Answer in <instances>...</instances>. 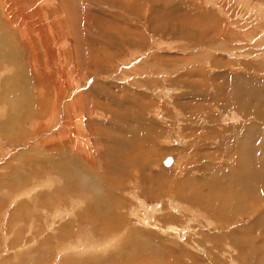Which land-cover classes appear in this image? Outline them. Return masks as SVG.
Listing matches in <instances>:
<instances>
[{"label": "rangeland", "instance_id": "obj_1", "mask_svg": "<svg viewBox=\"0 0 264 264\" xmlns=\"http://www.w3.org/2000/svg\"><path fill=\"white\" fill-rule=\"evenodd\" d=\"M32 1L0 0V54L9 56V61L0 57V99L6 101L0 100V264H150L151 260V264H250V254H263L264 214L257 219L258 214L239 215L237 209L223 212L229 200H238L234 185L221 194L225 206L196 202L195 196L196 185L212 179L211 171L236 165L237 153L247 157L264 137V92L252 91L256 83L264 87V0H178L175 7L170 0H119L115 7L111 0H39V6ZM139 3L143 10L137 13L133 9ZM206 14L221 23L215 24ZM21 21L28 22L27 33H17L20 26L15 24ZM176 25L179 32L174 31ZM43 39L46 48L40 43ZM107 47L113 48L109 60L106 50L99 52ZM37 66L43 76L37 75ZM135 82L141 84L140 90ZM135 90L145 102L134 96ZM21 99L27 100L26 107ZM221 99L223 109L217 105ZM137 100V107L147 104L144 117L124 124L125 108ZM28 102L32 107L27 108ZM201 104L208 106L209 116L195 112ZM23 106L32 108L28 120L27 112L20 110ZM183 107L189 111L185 118H181ZM9 109L13 116L19 113L14 118L20 126L8 117ZM211 119L215 124L209 126ZM144 120L161 127L155 133L156 144L151 143L164 149L150 155L149 170L142 160L134 168L128 166L147 143L138 146L129 138V144L122 135L124 127L142 132ZM183 120L196 128L189 133L192 137L187 131L182 136ZM12 128L20 129L17 135L2 132ZM99 134L104 137L97 143ZM121 146L129 157L127 167L114 173L120 182L105 189L101 170L86 168L83 158L86 153L91 160H101L111 153L103 160L106 171L112 164L119 166L114 159L124 155ZM171 155L177 163L166 169L161 161ZM112 157L114 163L106 164ZM210 160L215 163L212 167L205 165ZM110 173L106 171L111 180ZM226 173L228 178L219 180L223 186L241 176L240 169ZM96 176L98 180H92ZM247 180L260 186L251 166ZM143 183L148 193L141 189ZM118 184H123L120 190ZM151 188L162 194H152ZM114 194L118 201L104 203L102 197ZM203 194L215 200L213 191ZM90 242L96 248L93 254L75 251Z\"/></svg>", "mask_w": 264, "mask_h": 264}, {"label": "bare ground", "instance_id": "obj_2", "mask_svg": "<svg viewBox=\"0 0 264 264\" xmlns=\"http://www.w3.org/2000/svg\"><path fill=\"white\" fill-rule=\"evenodd\" d=\"M6 1V0H5ZM19 1V3L20 4H23V2H22V0H18ZM39 0H34V2L32 1V4L34 3L35 5H37V6H39L38 5V2ZM48 1V0H47ZM121 1V0H120ZM119 0L117 1V0H111V3H112V6L113 7H115L114 5H120L119 4V2H120ZM177 1L178 0H170V2H174V3H171V5L172 6H174L176 3H177ZM182 2V1H181ZM44 3V2H43ZM110 3V4H111ZM123 3V2H122ZM131 4V3H130ZM141 3H139V4H136L135 6V8L133 9V10H136L137 11V13H138V10H140V11H142L141 10V5H140ZM217 6V5H216ZM41 7H43V6H41ZM123 9H126V8H128L127 6H124L123 5ZM126 7V8H125ZM175 7V6H174ZM131 8V7H130ZM23 8H21L20 10H22ZM37 9V8H36ZM153 9V8H152ZM10 10H12V11H14V12H18V10H16V9H14L12 6L10 7ZM23 11V10H22ZM25 11V10H24ZM36 11V10H35ZM126 11V10H125ZM32 12V11H31ZM37 12V11H36ZM35 12V13H36ZM40 12V11H39ZM129 12V11H128ZM24 13V12H23ZM126 13V12H125ZM130 13V12H129ZM140 13V12H139ZM199 13V12H198ZM42 14V13H41ZM151 14V13H150ZM189 15H192L193 14V12L190 14V13H188ZM200 15H202V14H200ZM199 15V16H200ZM20 16H22V18L23 19H25V17L28 19V20H31V16L29 17H27V16H23V15H21V13H20ZM118 16V15H117ZM196 16H198V14H196ZM119 17V16H118ZM148 17H150V16H148ZM205 17H208V18H210L212 21H214V23L215 24H218V23H221L220 21H219V19H217V17L216 16H211V15H208V14H206L205 15ZM188 18V17H187ZM199 18V17H198ZM201 18H203V16H201ZM21 19V18H20ZM23 19H21V20H23ZM122 19V18H121ZM159 20H162V18L161 19H159ZM198 20V19H197ZM27 21V20H26ZM26 21H21V24H19L18 22L15 24V27H17V26H20V28H15V29H17V33L18 34H24V33H27L28 32V26H29V24H27L26 23ZM193 21H194V19H193ZM200 21H201V19H200ZM199 21V22H200ZM149 22H150V19H149ZM198 22V23H199ZM175 23V22H174ZM197 23V22H196ZM195 23V24H196ZM197 23V24H198ZM204 23H207V21L205 22L204 21ZM19 24V25H18ZM193 24V23H192ZM199 24H201V23H199ZM198 24V25H199ZM206 25V24H205ZM195 26V25H194ZM197 26V25H196ZM94 27V26H93ZM204 27V26H203ZM195 28V27H194ZM201 28V27H200ZM35 30V27L33 28V30L32 31H34ZM178 31L179 32V28L177 27V25H176V27H175V29H174V31ZM187 30V32H188V35H189V33H191L192 34V31H191V29H186ZM105 31V30H104ZM183 31V30H182ZM184 32H186V31H184ZM176 33V32H175ZM206 33H207V31H206ZM205 33V34H206ZM112 34V33H111ZM177 34V33H176ZM205 34H204V36H205ZM187 35V34H186ZM215 35V34H214ZM102 36H104L105 38H106V34H103ZM129 36V35H128ZM191 36V35H190ZM194 36V35H193ZM199 36V35H198ZM208 36V35H207ZM120 37V36H119ZM202 37V36H201ZM186 38V37H185ZM204 38V37H203ZM131 39H133V38H131ZM103 40V39H102ZM210 40V39H209ZM4 40H2L1 42H3ZM105 43H106V45H111V46H116L115 48H117L118 46H117V44L115 45V43L112 41V40H109V39H104L103 40ZM142 41V40H141ZM113 42V43H112ZM215 42V41H214ZM40 43H42V46H44V48H46L47 47V45H46V47H45V43H47L46 41H45V39H43L42 41H40ZM140 43H142V42H140ZM31 44V43H30ZM50 44V43H49ZM41 45V44H40ZM52 47V46H51ZM51 47H49V48H51ZM113 48L112 47H110V48H108L107 47V49H104V50H101V51H99L100 53L102 52H104L105 50L108 52L107 53V59L109 60V58H110V55H111V50H112ZM91 50V49H90ZM101 53V54H102ZM46 55L48 54L47 52L45 53ZM92 54V53H91ZM51 54H50V52H49V55H47V56H50ZM55 55V54H54ZM53 56V55H52ZM0 57H2L3 58V60L4 61H7L8 60V58H9V56H8V53L6 52V54H5V56H3L2 54H0ZM109 57V58H108ZM103 58V57H102ZM208 59H211V61L212 60H215L216 58H208ZM207 59V60H208ZM112 60V59H111ZM188 60V59H187ZM9 61V60H8ZM190 61V60H189ZM192 61H193V59H192ZM210 61V60H209ZM110 62H112V61H110ZM185 63H187V61H184ZM191 63V62H190ZM91 64V63H90ZM188 64V63H187ZM7 65V64H6ZM1 66V65H0ZM5 65H3L2 67H4ZM48 66V64L46 65V67ZM183 66H184V63H183ZM223 66V64H221L220 65V68ZM164 67V66H163ZM97 68V67H96ZM166 68V67H165ZM101 70V69H100ZM36 71H37V75L38 76H43L44 75V71L42 70L41 71V69H40V67H36ZM211 76H216V75H211ZM173 77V76H172ZM209 77V76H208ZM41 78V77H40ZM206 78L207 77H205L204 79L206 80ZM35 79V78H34ZM45 79V78H44ZM209 80V79H208ZM38 81V80H37ZM48 81V80H47ZM255 81V80H254ZM6 82V81H5ZM4 82V83H5ZM40 82L42 83L43 81H41L40 80ZM49 82V81H48ZM48 82H47V84H48ZM256 82H258L257 80H256ZM10 83V82H9ZM27 83H28V81H27ZM25 84V83H24ZM40 84V83H39ZM46 84V83H45ZM45 84H43V85H45ZM3 85H5V84H3ZM140 85L141 84H139V82H135V86H136V90H137V88H138V90H140L141 89V87H140ZM47 86V85H46ZM10 87V86H9ZM8 87V88H9ZM15 87V86H14ZM42 87V86H41ZM203 87H206V85L205 86H203ZM202 87V88H203ZM18 88V87H17ZM20 88V87H19ZM44 88V87H43ZM46 88V87H45ZM207 88V87H206ZM11 89V88H10ZM3 90H4V86H3ZM15 90V89H14ZM30 90V89H29ZM136 90H135V92H136ZM255 90H259V91H263L264 92V87L262 86H260L259 85V83L257 84H255V86L253 87V90L252 91H254V93H255ZM24 91V90H23ZM26 91V90H25ZM249 91V90H248ZM258 91V92H259ZM9 92V91H8ZM19 92V91H18ZM17 92V93H18ZM45 92V91H44ZM2 93H5V92H2ZM15 93V92H14ZM252 93V92H251ZM8 94V93H7ZM32 94H34V93H32ZM260 94V93H259ZM2 95V94H1ZM16 95V94H15ZM21 95V94H20ZM135 95H138L136 98H138V99H140V100H142V101H146V98H145V96L144 97H139L140 96V93H139V91H137L135 94H134V96ZM4 96V95H3ZM8 96H10V95H8ZM7 96V97H8ZM17 96V95H16ZM22 96V95H21ZM30 97H31V94L29 95ZM36 96V95H35ZM249 96V95H248ZM252 96V95H251ZM261 96H262V94H261ZM3 98V97H2ZM0 99V100H3V99ZM13 98V97H12ZM15 98V97H14ZM19 99H20V97H18ZM22 98V97H21ZM44 98H46V97H44ZM258 98V97H257ZM259 98H261V97H259ZM6 99V98H5ZM16 99V98H15ZM31 99V98H30ZM29 98L27 99V100H30ZM126 99V98H125ZM223 99V98H222ZM221 99V101L220 102H218L217 103V105H219V107H221L222 109H223V100ZM7 100H9V99H7ZM11 100V99H10ZM17 100V99H16ZM16 100L15 101H13V102H15V104L17 105L18 104V102H16ZM22 100H24V99H21V101ZM27 100L25 99V101H22L23 102V104L25 105V102H27ZM32 100V99H31ZM34 100V99H33ZM32 100V101H33ZM4 101V100H3ZM36 101V100H35ZM206 101H208V100H206ZM4 102H6V101H4ZM11 103V102H10ZM28 103H30V102H28ZM138 103V100L137 101H132L131 102V106L130 107H127V108H125V112L126 113H124L123 114V116L121 117V119H123L122 120V122L124 123V124H128V123H132V122H134L135 120H137V119H139V118H141V116H143L144 117V112H145V109H146V107H147V104L146 103H144L145 105H141L140 107H137L136 106V104ZM8 104H9V102H8ZM13 104V103H12ZM15 104L13 105L14 107H15ZM21 104V103H20ZM23 104H21V105H23ZM33 104V103H32ZM204 104V103H203ZM207 104V103H206ZM11 105V104H10ZM30 105H31V103H30ZM28 106V104H27V108H29V107H32V105L31 106ZM72 105V104H71ZM101 105V104H100ZM150 105V104H149ZM209 105V104H208ZM35 105H33V107H34ZM18 107V106H17ZM17 107H16V110H18L17 109ZM24 107V106H23ZM25 107H26V105H25ZM24 107V109H20L22 112H24V114H26L25 112H27V116L25 117V119L26 120H28L29 119V117H31V114H32V108H30V109H26ZM36 107V106H35ZM35 107H34V109H35ZM150 107H152V106H150ZM190 107V106H189ZM196 107V106H195ZM205 107H208V106H205V105H198V107L195 109V112H197L198 114L199 113H203V115L206 113L207 114V116H209V114H208V108H207V110H205ZM10 109L11 108H13V107H9ZM20 108H22V107H20ZM251 108H252V106H251ZM9 109V112H8V117L9 118H14V116L16 115H14L13 116V114H12V110H10ZM148 109V108H147ZM185 109V111H183ZM255 109V108H254ZM13 110H15L14 108H13ZM151 110V109H150ZM182 114H183V116H181V118H183L184 116H185V112H188L189 113V111H188V109H186L185 107H183L182 109ZM190 110L191 111H194V109L191 107L190 108ZM212 110V109H211ZM257 110V109H256ZM83 111H84V108H83ZM148 111V110H147ZM190 111V112H191ZM247 111V110H246ZM255 111V110H254ZM259 111V110H258ZM16 112H18V111H16ZM90 113H93L92 112V109L89 111ZM107 112L108 113H114V109H112V108H107ZM245 112V111H244ZM13 113H14V111H13ZM211 113V112H210ZM19 114V113H18ZM17 114V115H18ZM69 114V116H72L70 113H68ZM143 114V115H142ZM148 114V113H147ZM245 114H246V112H245ZM254 114V113H253ZM16 115V116H17ZM22 115V114H21ZM20 115V116H21ZM41 115H42V120L44 119L43 118V114L41 113ZM168 115V114H167ZM255 115H256V113H255ZM12 116V117H11ZM113 116H115L114 114H113ZM190 116V115H189ZM218 116V115H217ZM248 116H249V113H248ZM34 116H32V118H33ZM38 117V119L39 120H41L40 118V116H37ZM195 117V116H194ZM185 118V117H184ZM208 118V117H207ZM260 118V117H259ZM20 119V118H19ZM81 119V118H80ZM145 119V118H144ZM262 119V118H261ZM11 120L12 119H10V122H11ZM14 120L16 121H14L15 122V124L17 125V126H20L19 125V120H16L15 118H14ZM21 120H22V118H21ZM212 120V119H211ZM13 121V120H12ZM145 121V120H144ZM182 121V120H181ZM208 121V120H207ZM121 122V123H122ZM192 122H194V121H192ZM5 123H9V122H5ZM12 123V122H11ZM208 123V122H207ZM4 124V123H3ZM209 124H215V122H214V120H212V121H210L209 123H208V125ZM190 125H192V123L191 124H189V122H187V120H183V122L181 123V127H182V132L183 131H187V133H188V136L189 137H192L193 135H191L192 134V131H191V129L193 130L194 128H191L190 127ZM210 126V125H209ZM5 127V126H4ZM7 127V126H6ZM126 127H127V125H126ZM10 128V127H9ZM161 127L158 125V124H156V123H148V122H146L145 121V127H144V129H143V131L142 132H140V133H136V131H135V129L133 128V127H131L130 128V130H127V129H125V127H124V130L122 131V135H123V137H124V139H126L128 142H129V144L132 142V140H130L129 138H132L133 140H135V141H137V144H138V146L140 145V146H142L144 143H147V147L145 146V144H144V148H138L139 149V153H137V156L138 157H134L133 158V160L132 161H129V157H128V154H127V151L125 150V146L123 147V146H121L122 147V150L124 151V155H122V156H119V159H117V160H115L114 159V161H116V163L119 165V166H116V165H114V164H112V163H114L112 160H113V157H112V159L111 160H109L108 159V162H106V164H112V166H109V169H106V171H108V172H111L110 174H111V180L109 179V176H108V174H106V171L104 170V168H103V166H102V164H103V160L104 159H107V158H105L107 155H110L111 153H108V152H106V156H104L103 157V155H102V153H101V155H102V157H103V159H101V160H99L98 158H95V159H93V160H91V159H89L88 157H87V154L85 153V157L83 158V159H85V166L86 165H88L86 168H92V170L93 171H95V170H97L98 168H99V170H101L100 171V174L99 175H101L102 176V178H104L103 179V182H104V180L105 179H107L106 181L110 184H107V183H105L104 182V184H103V182H102V186L105 188V189H107L108 187H111L112 186V182H120V178H119V176H118V174H114V173H117V172H120V169L122 170V169H124V168H126L127 167V161H129V162H131V164H129L128 166H133V168L134 167H136V161L138 160H142L146 165H145V170L146 169H150V167H151V160H152V156H150V155H152L153 154V151L155 150V152L157 151H164V149H155V148H157L156 146H155V148H153V144L152 143H154V145L156 144V140L159 138L158 136V138H155V133H159L158 131H159V129H160ZM196 129V128H195ZM194 129V130H195ZM2 130V129H1ZM9 130V129H8ZM20 130V129H19ZM19 130L17 129H15V130H13V128H12V131H4V130H2V132H5V133H8V132H13L14 133V131H15V134L17 135V132H19ZM22 130V129H21ZM42 130V129H41ZM149 130L151 131V133H153V134H151V135H148V134H150V132H149ZM158 130V131H157ZM210 130V129H209ZM214 130V129H213ZM189 131V132H188ZM128 132H130V134L128 133ZM191 132V134H189ZM197 132V131H196ZM195 132V133H196ZM0 133H1V131H0ZM194 133V132H193ZM9 134V133H8ZM22 134H23V130H22V132H21V136H22ZM101 134V133H100ZM99 134V135H100ZM252 134V133H251ZM184 135V132H183V134H182V136ZM186 135V134H185ZM254 135V134H253ZM252 135V136H253ZM11 136H13V134L11 135ZM11 136H8V137H11ZM101 136L102 137H104L103 135H100V137L97 139V143L99 142V140L101 139ZM219 136V135H218ZM16 137V136H15ZM18 137V136H17ZM26 137V136H25ZM25 137H23L22 136V139L23 138H25ZM187 137V136H186ZM4 138V137H3ZM54 138V137H53ZM108 138V137H107ZM188 138V137H187ZM214 138V137H213ZM252 138H254V137H252ZM261 140H262V142H261ZM105 141V140H104ZM104 141L102 142L101 141V143H104ZM153 141V142H152ZM51 142H54V139H50L49 140V143H51ZM152 142V143H151ZM251 142H252V140H251ZM106 143V142H105ZM124 143V142H123ZM240 143V142H239ZM253 143V142H252ZM254 143H255V141H254ZM253 143V144H254ZM109 144V143H108ZM112 144H113V142H112ZM117 144V143H116ZM115 144V145H116ZM152 144V145H151ZM102 145V144H101ZM110 145V144H109ZM234 145V144H233ZM95 146V145H94ZM243 147H244V145H242ZM248 146H249V144H248ZM253 146V145H252ZM255 146V145H254ZM83 147H85L86 149L87 148H89L90 147V145L89 144H84V146ZM96 147V146H95ZM224 147V146H223ZM104 148V147H103ZM115 148V147H114ZM131 148V147H130ZM133 148V147H132ZM250 148V147H249ZM259 148H261V149H259ZM93 149H94V147H91L90 149H89V151L90 152H92L93 151ZM113 149V148H112ZM216 149V148H215ZM222 149V148H221ZM119 150H120V146H119ZM238 150V149H237ZM236 150V151H237ZM246 150H247V148H246ZM117 151V150H116ZM245 151V150H244ZM110 152V151H109ZM120 152V151H119ZM122 152V151H121ZM156 152V154H158ZM216 152V151H215ZM221 152V151H220ZM89 153V152H88ZM161 153V152H160ZM242 153V152H241ZM241 153H237V156H236V158H235V164L236 165H234V166H232V165H226V166H224L223 167V169H216V170H213V171H211V175H212V179L211 180H208L207 181V184H201V185H196V194H198V196H195L196 197V202H204V203H207V204H209V205H211L212 207H214L215 205H216V207H218L221 203H223V205L225 204L224 203V200H223V196H221V194L223 193V191H225L224 189L225 188H227V186H228V188L230 189L233 185H234V187H236V189L234 190V191H236V192H233V190H232V192H233V195L236 197V198H238V200H236L235 202L234 201H228V203H227V205H229V207L228 206H225V209H223V212L224 211H229V210H231V209H233V210H235V209H237V210H235L236 212H239V215L241 214V213H246V214H250V213H256V214H258V216L257 215H254V216H257L256 218L258 219V217L259 218H262L261 216H263L262 215V213L264 214V188L262 187V185H263V181H264V137H261L257 142H256V149L254 150H250L249 149V154H248V156L247 157H245V155L244 154H241ZM247 153V152H246ZM94 154V153H93ZM219 155H221V154H219ZM241 155H242V157H241ZM253 155L255 156L254 157V159H252V157H253ZM92 156V155H91ZM111 156H114L113 154L111 155ZM118 156V155H117ZM154 156H156V155H154ZM215 156L217 157V155L216 154H214L213 155V159L215 158ZM87 157V158H86ZM133 157V156H132ZM131 157V158H132ZM222 157V156H221ZM154 158V157H153ZM73 159V158H72ZM158 159V158H157ZM212 159V160H213ZM212 160H210V163L209 164H205V165H207V166H211L210 164H215V163H213V162H211ZM137 161V162H138ZM141 161V162H142ZM232 161V160H231ZM133 162V163H132ZM139 163V162H138ZM138 163H137V165H138ZM177 163V157L175 156V155H171V156H167V157H165V158H163L162 159V161H161V165L164 167V168H166V169H170V168H172L175 164ZM93 165V166H92ZM105 165V164H104ZM140 165V164H139ZM141 165H143V164H141ZM100 166V167H99ZM105 166H107V165H105ZM147 166H148V168H147ZM248 166H251V167H253L254 168V170H255V172H256V174H257V178H258V182H257V184H260V186H252L251 184L249 185V183H248V180L251 178V177H249V179L247 180V169H248ZM108 167V166H107ZM138 167V166H137ZM212 167V166H211ZM97 168V169H96ZM116 168V169H115ZM141 168H142V166L140 167V168H138V170H140L141 171ZM41 169V168H40ZM68 169V168H67ZM119 169V170H118ZM148 169V170H149ZM237 169H240V171H241V176H243V178L242 179H240L241 178V176H240V178H238V179H236L235 181H233L234 182V184H233V182L232 183H230V180L229 181H227V184L225 185V183H224V186L223 185H221V183H220V181L219 180H221L220 178L222 177V176H224V177H226V178H228V173H226V172H231V173H233L234 171H236ZM71 170V169H70ZM80 170V169H79ZM125 170V169H124ZM123 170V171H124ZM144 170V169H143ZM142 170V171H143ZM228 170V171H227ZM74 171L75 172H77V169L75 168L74 169ZM125 172V171H124ZM138 172V171H137ZM223 172V173H222ZM78 173V172H77ZM128 173V172H127ZM141 173V172H140ZM120 174V173H119ZM124 174V173H123ZM160 175H162V174H160ZM79 177L81 178V174H80V172H79ZM235 177H237L236 175H235ZM126 178V177H125ZM162 178V177H161ZM70 179H72V178H69L68 177V180H70ZM163 179V178H162ZM260 179L262 180V183H261V181H260ZM75 180V179H74ZM92 180H98V176H96V177H93L92 178ZM102 180V179H101ZM144 181V180H143ZM16 182H18V181H16ZM82 182H83V180H82ZM82 182H80V183H82ZM94 182V181H93ZM142 182V181H141ZM72 183H73V181H72ZM101 182L100 181H98V182H96V183H94L95 184V186L98 188V187H101V186H98L99 184H100ZM223 183V182H222ZM7 184V183H6ZM6 184H4V185H6ZM91 186H94V185H92V184H90ZM108 187H107V186ZM119 185V187H117L116 189H118V190H120L121 189V187H123L122 185L123 184H118ZM203 185H204V187H206V188H204V189H202L203 188ZM245 185H246V187H245ZM142 187H141V189L142 190H145V186H144V183L141 185ZM200 186V187H199ZM226 186V187H225ZM116 187V186H115ZM224 187V188H223ZM251 187V188H250ZM243 188H250V191L248 192H246V191H243ZM10 189V188H9ZM151 190V192H152V194L154 193H160L161 191H158L157 190V188H151L150 189ZM204 190H210V191H213L215 194V200H212V197H210L208 194H207V196H204V194H203V191ZM101 191V190H100ZM109 191V190H108ZM146 191V190H145ZM158 191V192H157ZM181 191V190H180ZM231 191V190H230ZM144 192V191H143ZM147 193H148V191H146ZM145 192V193H146ZM184 192V191H183ZM146 193V194H147ZM180 193V192H179ZM226 193H228V192H226ZM160 194H162V192L160 193ZM231 194V193H230ZM181 195V197H182V193L180 194ZM218 195V196H217ZM232 195V194H231ZM115 196V197H114ZM114 196L113 197H107V196H104V198L102 197V199H104V203L105 202H107L106 200H108L110 203H112V200H114V199H116L115 200V202L116 201H118V198H117V196L114 194ZM185 198H187V199H185L186 201H188V200H191V198L190 199H188L189 198V196H184ZM214 197V196H213ZM11 198V197H10ZM121 198V197H120ZM230 198H232V197H230ZM11 199H13V198H11ZM101 199V200H102ZM214 199V198H213ZM226 200H228V199H226ZM233 200V199H232ZM103 201V200H102ZM121 201V200H120ZM227 202V201H226ZM107 205H109L108 203H107ZM111 205V204H110ZM114 206H115V204H114ZM108 207L109 206H107V209H108ZM111 207H113V206H111ZM110 208V207H109ZM114 208V207H113ZM112 208V209H113ZM222 208H223V206H222ZM117 209V208H116ZM115 209V210H116ZM250 210V211H249ZM89 211V210H88ZM119 211V210H118ZM117 211V212H118ZM107 212V211H106ZM112 212V211H111ZM236 212H234V213H236ZM108 213V212H107ZM86 214V213H85ZM106 214V213H105ZM104 214V215H105ZM119 214V213H118ZM100 215V214H99ZM108 215H109V213H108ZM114 215V214H113ZM245 215V214H244ZM102 216V215H101ZM106 216V215H105ZM111 216H112V214H111ZM120 216H121V214H120ZM120 216L118 215V217L120 218ZM213 216H215L216 217V215L215 214H213ZM89 217V216H88ZM104 216H102V218H103ZM109 217V216H108ZM114 219H115V217H114ZM122 219V218H121ZM124 219V218H123ZM221 219V218H220ZM223 220V219H222ZM108 221V220H107ZM111 221V218H110V220H109V222ZM120 221V220H119ZM118 221V222H119ZM97 222V221H96ZM116 222V221H115ZM222 222V221H221ZM73 223V222H72ZM112 223V222H111ZM117 223V222H116ZM158 223V222H157ZM96 224V223H95ZM103 224V223H102ZM108 224V223H107ZM68 225V224H67ZM105 225V224H104ZM99 226V225H98ZM106 227V226H105ZM126 229V228H125ZM64 230H66V229H64ZM109 231H110V229H109ZM67 232V231H66ZM114 232V231H113ZM104 233V232H103ZM111 233V232H110ZM115 233V232H114ZM121 233V232H120ZM73 234V233H72ZM113 234V233H112ZM144 242V241H143ZM253 242V241H252ZM254 243V242H253ZM151 244V243H150ZM251 247H252V243H251ZM46 248V247H45ZM43 249V248H42ZM88 247H83V253H88ZM50 250V249H49ZM87 250V251H86ZM245 250V249H244ZM102 251H104L103 249H102ZM144 251V250H143ZM72 252V251H71ZM121 252V251H120ZM124 252H122V253H119V257L121 258V256L123 257V254ZM247 253V252H246ZM252 253V252H251ZM244 254V253H243ZM257 254H258V251H257ZM129 255V254H128ZM250 255H252V256H248V260H249V263L250 264H264V253L263 254H260V255H254V254H250ZM92 255H90L89 257H91ZM131 256V255H130ZM93 258H96V257H93ZM245 258H247V255H246V257ZM29 259V258H28ZM124 259V258H123ZM126 259V258H125ZM75 260V259H74ZM138 261V260H137ZM35 262V261H34ZM96 263L97 261H93V263ZM135 262V261H134ZM139 262V261H138ZM153 261L151 260V263H152ZM33 263V262H32ZM87 263H89L90 264V262L88 261ZM87 263H85V264H87ZM131 263H132V261H131ZM149 263V262H148ZM150 263V264H151ZM29 264V263H28ZM35 264V263H34ZM37 264V263H36ZM79 264V263H78ZM97 264H100L99 262H97ZM101 264H104V263H101Z\"/></svg>", "mask_w": 264, "mask_h": 264}, {"label": "crops", "instance_id": "obj_3", "mask_svg": "<svg viewBox=\"0 0 264 264\" xmlns=\"http://www.w3.org/2000/svg\"><path fill=\"white\" fill-rule=\"evenodd\" d=\"M262 222V221H261ZM256 223H259L260 224V221H257ZM113 241V240H112ZM91 243V244H90ZM89 244H86V247H88L89 249H88V253L89 254H93V252H94V250H96V248H95V246H94V244L92 243V242H90ZM83 247H79V250L77 249V250H75V251H78L79 253H82L83 254ZM103 250H106V249H104L103 248ZM74 251V249H72V252ZM74 251V252H75ZM100 252H102V250L100 251ZM102 255H103V253H102ZM85 263V262H84Z\"/></svg>", "mask_w": 264, "mask_h": 264}]
</instances>
